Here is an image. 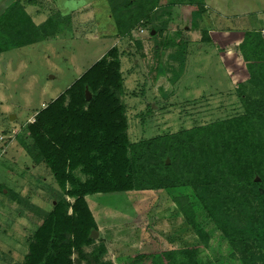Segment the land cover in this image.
Returning <instances> with one entry per match:
<instances>
[{"label": "rangeland", "instance_id": "1", "mask_svg": "<svg viewBox=\"0 0 264 264\" xmlns=\"http://www.w3.org/2000/svg\"><path fill=\"white\" fill-rule=\"evenodd\" d=\"M19 1L36 26L55 15L60 21L47 39L0 53V264H23L27 238L41 224V213L54 205L53 192H60L48 167L34 165L20 141L37 111L116 49L123 78L119 99L131 143L225 119L240 112L235 83L246 80L236 47L241 34L256 30L264 36V0H202V15L192 27L188 8H159L154 20L133 29L130 37L116 35V16L123 10L119 0ZM163 22L162 35L156 34L152 26L157 29ZM203 29L209 43L201 42ZM177 32L187 40L183 53L164 45L178 38ZM175 52L176 60L170 57ZM178 195L130 191L85 196L96 225L94 245L102 242L106 248L103 260L128 264L141 251L195 244L196 236L172 200ZM16 196L28 197L36 210L19 205ZM194 214L208 236L199 256L238 264L205 213L195 206Z\"/></svg>", "mask_w": 264, "mask_h": 264}, {"label": "trees", "instance_id": "2", "mask_svg": "<svg viewBox=\"0 0 264 264\" xmlns=\"http://www.w3.org/2000/svg\"><path fill=\"white\" fill-rule=\"evenodd\" d=\"M119 1L123 10L116 16L117 37H130L133 29L152 22L159 8H188L191 27L203 12L202 0ZM59 21L55 15L36 26L24 5L11 1L0 13V53L47 39L58 31ZM166 25L152 30L162 35ZM241 35L236 47L246 80L235 83L240 112L225 119L131 143L119 99L123 78L116 49L37 111L20 141L34 165L48 167L60 192H53L54 205L41 213V224L27 238L23 264H111L103 260L104 244L94 245L89 237L96 225L84 197L130 191H177L172 200L197 242L179 250L141 251L128 264H218L199 256L208 236L195 220V206L226 240L238 264H264V36L256 30ZM176 36L164 45L183 53L187 40L179 32ZM201 42H210L205 29ZM135 46L141 49V42ZM176 52L170 56L174 60ZM16 198L19 205L36 210L28 197Z\"/></svg>", "mask_w": 264, "mask_h": 264}, {"label": "water", "instance_id": "3", "mask_svg": "<svg viewBox=\"0 0 264 264\" xmlns=\"http://www.w3.org/2000/svg\"><path fill=\"white\" fill-rule=\"evenodd\" d=\"M151 33L153 34V32H151ZM84 95H85V100L88 101L89 98H90V95H89V93H88L87 88H85V90H84ZM168 163H169V162H168V159H167V160H166V164H168ZM259 181H260L259 178H255V179H254V182H256V183H258ZM260 192L262 193V190H260ZM96 236H97V231H96V230L91 231L89 237H90L91 239H95Z\"/></svg>", "mask_w": 264, "mask_h": 264}, {"label": "crops", "instance_id": "4", "mask_svg": "<svg viewBox=\"0 0 264 264\" xmlns=\"http://www.w3.org/2000/svg\"><path fill=\"white\" fill-rule=\"evenodd\" d=\"M11 1H13V0H0V6H2L1 10H3L5 8V6L7 4H9Z\"/></svg>", "mask_w": 264, "mask_h": 264}]
</instances>
